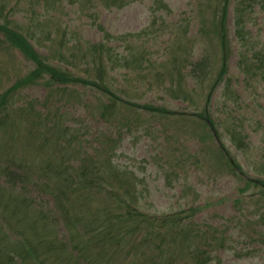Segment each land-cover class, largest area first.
I'll list each match as a JSON object with an SVG mask.
<instances>
[{
  "label": "rangeland",
  "instance_id": "1",
  "mask_svg": "<svg viewBox=\"0 0 264 264\" xmlns=\"http://www.w3.org/2000/svg\"><path fill=\"white\" fill-rule=\"evenodd\" d=\"M75 2L0 0V22L18 24L36 50L55 65L89 77L87 70L94 66L81 54L84 43L100 44L110 60L101 74L108 92L70 84L52 93L54 86L41 80L9 94L8 104L0 106V145L7 144L5 150L0 146V186L7 185L2 170L13 156L24 157L21 168L41 172L38 165L44 155L37 145L43 139L33 136L30 118L17 109L25 105H33L35 113L49 112L52 124L65 131L60 144L65 146V159L75 163L71 169L79 170L86 154L89 171L99 166L102 174L89 187L67 195L76 209L66 226L62 218L56 219L59 212L51 214L54 199L38 191L30 176L16 206L31 211L17 210L11 225L27 233L39 253L50 249L45 239L53 240V255L46 264H87L85 259L57 254L58 246L68 247L65 236L74 223L89 230L101 223L118 236L93 239L100 259L89 264H193L191 260L203 258L205 250L214 263L264 264V194L258 193L264 184L252 182L264 183V66L257 68L260 61L264 65V13L259 4L247 11L244 30L250 46L242 49H236L230 11L226 55L211 34L215 0H131L122 7L94 2L86 8ZM253 53L261 60L251 58ZM224 57L223 80L210 92L204 110ZM31 67L0 36V95ZM140 103L177 113L169 118L152 114L134 105ZM200 112L221 124L217 138L239 163L238 174L217 150L216 140L197 116ZM233 125L245 136L243 142L235 140L236 148ZM122 201L129 206L125 212ZM38 206L43 207L40 212ZM190 206L197 212L182 228L168 225L160 231L158 220L150 218ZM94 257L93 253L90 260Z\"/></svg>",
  "mask_w": 264,
  "mask_h": 264
},
{
  "label": "trees",
  "instance_id": "2",
  "mask_svg": "<svg viewBox=\"0 0 264 264\" xmlns=\"http://www.w3.org/2000/svg\"><path fill=\"white\" fill-rule=\"evenodd\" d=\"M231 1L232 0H216L217 8L214 12V17L212 19L213 34L215 35V37L217 36L219 44L224 53L227 47V31H226L227 13ZM107 4L120 7L122 1L110 0ZM252 4L253 6L255 4L260 5L259 0H234L233 19L235 21V25L237 29L236 36L238 39L241 40L242 48L244 47L245 44L242 42L244 36L242 32L241 23L245 20V15L247 14V10L251 8L250 6ZM261 9L264 10V0L261 4ZM0 34L3 35L4 39L10 45L20 49L21 52L25 55V57L30 61H32V63L34 64L32 70L22 79L19 78L16 81V83L13 85V87H11V89H17L23 84L27 85L31 82H35L38 79L46 78V80L51 82L52 84L81 83L90 86L92 88H95L99 92H108L107 84L101 79V74L105 73V68L107 66L106 63L110 64V60L104 54L103 49L99 50L98 46H94V50H90L89 52L94 55L92 61L93 62L98 61L99 63L98 65L99 76H97V78H90L92 76L88 78L86 77L83 78L77 76L76 74H72L68 70L60 68L50 62H47L46 58L43 59L34 50V46L31 43L30 39L26 36V34L23 31H21L18 24H14V21L0 22ZM124 57L127 56L124 55ZM251 58H257L258 60H261L257 56V54H253ZM243 64L244 63H241V65ZM263 66L264 65L262 61H260L257 68L261 69ZM225 72H226V62L224 57L222 58L221 69L218 71L217 81L222 79ZM212 88H214V84L212 85L211 89ZM206 100L208 102L209 96L207 97ZM3 101H4V96L1 97L0 104H4ZM134 105L152 112L164 113V114L170 113V111L167 110L166 108L158 107L151 104H134ZM105 106H108V104L105 103ZM21 109H26V108H21ZM203 115L204 113L201 112L197 114L198 118L202 120V122L204 121L205 123V121H209L210 124L215 129L217 135L220 136L215 121L212 118H210L208 115L205 116ZM43 120H44V116L36 113L33 122V128L38 130L39 127L42 125L41 121ZM45 120L46 122H44V126L46 127V129H44L41 132V135H43V139H48L47 136L49 134H51L52 136H56L57 138L54 141L52 140V149L48 156V159L43 162H40V164L38 165V169H40L41 172L35 170L36 174L41 175L40 183H39L41 190L42 191L48 190L56 198H61L66 196L70 189H71L70 193L72 194L74 190H77L79 187H89L95 181L96 176L98 177L99 175L102 174V172L100 171L101 170L100 167L98 166V169L89 171L88 168L90 167H86L84 163H86L87 159L90 157H87V155L85 154V157L80 159L81 162L78 165L79 170L71 169L72 168L71 164L67 162L68 161L67 159H65L68 157L67 154L62 152L65 146H62L60 144L62 140L61 138L65 134V131H63L62 128L58 126V124H55V126L54 125L48 126L49 124L48 122L51 121L50 118H47ZM233 127L236 128V130L233 133H231L233 136L232 137L233 141L235 138H239V140L242 139L241 141L243 142L241 131L238 129L236 125H233ZM237 135H240V137ZM47 144H48L47 140H44L42 142L41 145L42 152H43V147H45ZM235 145L237 146L236 141H235ZM77 147L79 148L80 145H77ZM76 149L73 147L72 151L76 152ZM21 162L23 163V161ZM232 164L237 166L236 162H233ZM109 165L112 166V163L109 162ZM23 170H24L23 173L24 172L29 173L28 169H23ZM23 173H21V177ZM252 182L255 185L262 184L260 183V181H252ZM262 190L264 191V187ZM61 203L63 205V211L67 213L66 216H68L69 211L76 209L72 207V204L71 202H69V200L66 202L63 201ZM64 203L69 204V207ZM124 203L125 202L122 201L121 209L123 211L129 208V206L125 205ZM12 204H13V200L9 201L8 199H6L4 203L5 206L1 204L5 213L6 212L8 213V216L4 214V218L7 224H9L10 222L11 215L15 214L16 212L15 209L12 207ZM156 219L160 221L156 223L160 231L163 230V228L168 225H172L174 230L177 229V227L182 228L186 226V224L183 223L182 218L178 217V213L164 214ZM100 225L101 223H97V225L90 230L88 229V227L81 228L80 230H75L73 226L72 230L75 231L73 232L69 230L68 247L70 246L71 249L69 250L68 247L66 249H63L58 246L59 250H57V254L61 257H66L67 259L70 260L71 258L80 259V260L85 259L87 261L92 262V261H96L97 259H100L99 257H94L93 259L90 260L91 252H89L88 250V247L94 244L93 239L95 238L98 239L99 236H102V239L104 240L106 237H108L110 228L107 226H100ZM14 231L15 234L19 235L16 238H11L6 234L3 237H0V264H11L15 260L18 264H27V263L46 264L47 257L53 255V247H54L53 240L50 241L49 238L45 239L43 243L47 246H50V249L47 250L46 252L39 253L37 251V247L30 240L20 235L21 233L20 231H17L16 229ZM57 238L59 237L56 235L54 239L56 240ZM201 253L207 254L204 251H201ZM191 261H194L193 264H211L208 259V256L206 255L203 258H199L198 256H195L194 259H192ZM63 262L64 264H67V261H63Z\"/></svg>",
  "mask_w": 264,
  "mask_h": 264
}]
</instances>
